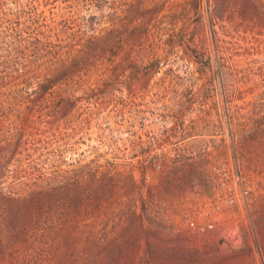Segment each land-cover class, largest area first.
I'll return each instance as SVG.
<instances>
[{
  "label": "trees",
  "instance_id": "trees-1",
  "mask_svg": "<svg viewBox=\"0 0 264 264\" xmlns=\"http://www.w3.org/2000/svg\"><path fill=\"white\" fill-rule=\"evenodd\" d=\"M7 1L0 3V264H118L115 255L123 253L115 248L108 228L113 203L126 196L130 212L120 219L138 231L133 253L139 255L142 249L141 257L147 258L140 264H163L144 226L148 222L160 231L169 227H161L162 217H146L141 186L148 168L162 170L148 192L150 201L152 197L157 201L161 186H176L177 177L187 169L194 173L193 167L207 152L185 154L184 143L193 136L183 133L139 143L130 157L126 149L109 146V152L92 153L70 165L42 161L45 156L39 152L34 162L24 161L33 157L26 139L39 127L34 121L45 120L42 129L47 131V120L53 128L81 103L95 102L101 94L106 98L117 89L129 90L132 66H146L155 56L163 59L168 49H183L179 43H163L162 27L152 25L173 5L126 0L127 5L115 10L113 0H73L77 6L46 16L36 5ZM240 12L245 17L246 7ZM199 55L196 49L188 58L197 65ZM9 121L13 123L7 128ZM234 122L231 117L232 135L238 137ZM135 171L142 175L141 184ZM122 192L126 196L116 198ZM168 230L172 238L168 243L192 242L186 233L173 236ZM166 254L172 258L170 264H188L193 258L185 246Z\"/></svg>",
  "mask_w": 264,
  "mask_h": 264
},
{
  "label": "rangeland",
  "instance_id": "rangeland-1",
  "mask_svg": "<svg viewBox=\"0 0 264 264\" xmlns=\"http://www.w3.org/2000/svg\"><path fill=\"white\" fill-rule=\"evenodd\" d=\"M71 1L23 0L46 16L77 6ZM146 1L148 6L173 5L160 12L152 25L162 27L163 43H179L183 49L171 48L163 59L155 56L146 66H132L127 76L129 90L110 91L106 98L101 94L96 103L83 102L69 119L56 122L53 128L47 120V131L42 129L45 120H33L39 127L26 139L33 157L24 163L37 160L39 152L45 156L42 161L70 165L92 153L109 152V146L126 149L130 157L139 143L183 133L193 136L184 143L185 154L207 152L193 167L194 173L187 169L177 177L176 186H161L157 201L152 197L151 202L148 192L158 183L162 170L148 168L141 186L146 217H162L165 223L161 227L172 229L173 236L186 233L192 242L172 245L167 242L172 240L170 230H157L147 222L144 228L152 248L156 247L163 264L172 262L165 252L184 246L193 255L188 264H264V0ZM112 4L116 10L128 2L113 0ZM242 6L247 10L245 17L241 16ZM147 47L156 48L153 44ZM196 49L200 53L197 65L188 58ZM147 51L153 54L152 49ZM135 71L149 76H138ZM231 117L240 129L238 137L232 135ZM12 123L7 122L6 127ZM237 170L243 187L235 177ZM224 172L229 174L226 183L234 194L233 205L228 204L229 191L219 189L218 177ZM135 177L141 184L139 171ZM243 190L248 192L249 209ZM124 196L122 192L116 198ZM126 198L113 203L108 231L115 248L123 253L115 255L118 264H140L147 257H141L142 249L137 255L131 248L138 231L121 224L120 218L130 212V199ZM210 222L214 230L207 229ZM139 237L144 241V236Z\"/></svg>",
  "mask_w": 264,
  "mask_h": 264
},
{
  "label": "built area",
  "instance_id": "built-area-1",
  "mask_svg": "<svg viewBox=\"0 0 264 264\" xmlns=\"http://www.w3.org/2000/svg\"><path fill=\"white\" fill-rule=\"evenodd\" d=\"M236 175H235V177H237L238 179V181L241 183V185H242V187H243V183H242V174L240 173V171L239 170H237L236 171V173H235ZM229 179V174H227V173H222V174H219V177H218V180H219V189H226V190H228L229 191V195H230V200H229V202H228V204L229 205H233V203L235 202V200H234V194H233V192L231 191V189H230V187H228V185H227V183H226V181ZM243 199H244V202L246 203V205H247V207H248V209H249V201H248V192L246 191V190H243ZM216 209H217V211L218 212H220V210H221V207L220 206H217L216 207ZM214 227H215V225H214V223L213 222H210V223H208L207 224V229L208 230H214Z\"/></svg>",
  "mask_w": 264,
  "mask_h": 264
}]
</instances>
